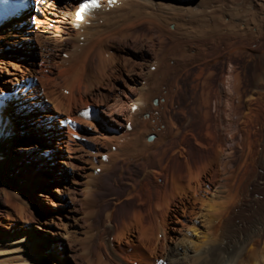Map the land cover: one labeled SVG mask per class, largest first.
Returning <instances> with one entry per match:
<instances>
[{
    "label": "bare ground",
    "instance_id": "6f19581e",
    "mask_svg": "<svg viewBox=\"0 0 264 264\" xmlns=\"http://www.w3.org/2000/svg\"><path fill=\"white\" fill-rule=\"evenodd\" d=\"M36 1L41 8L40 12L38 11L36 13L31 8L29 12L20 14L0 27V95L9 92L19 93V97H13V99L7 101V107L3 110L4 116L8 117V121L5 122L2 120L0 122V165L4 162L6 148L9 144V142H6L4 139L13 134L11 130L13 126L12 122L14 121H16L17 126L24 130L29 136H35L37 139L47 138L48 145L54 146L58 151L60 157L59 161L70 174L72 183L71 187H68L69 190L64 192L65 199L61 203H58L59 211L64 218H66L67 222L63 220H60V222L51 221L49 227L44 229L47 232L44 236L50 237L52 243L57 247L60 244L65 245V241L69 242L71 245L70 241H72L73 235H84L86 231L88 232L89 229H91L89 228L86 230V223H91L88 221V219L90 220L89 217H91V213L88 211V207H86L89 204L82 203V201L84 200L83 202H86L85 200L88 199V192L91 189V185L96 184L95 179H97L96 175L99 171L108 169V167H111V165L120 160H127L130 162L143 154L148 155L152 147H156L157 149L160 143L165 142L163 140L165 138L164 134L166 133L167 135L168 131L163 134L158 133L157 137L155 136V131H160L162 129L160 128L161 126L159 127V122H161L160 119H163L164 116L163 118L159 117V115H161L159 113L160 110L169 108L171 105L170 99L174 96H172L174 90L170 88L168 91H164L167 95L166 93H161L166 96H161V98L158 97L159 99H157V102L153 103L155 96L152 87L149 85V81L146 79L148 76L146 75L147 77H145V75L139 71H131L130 67V70L121 75V78L124 80H122L124 82V87L118 89L120 90L119 94L122 96L121 107L123 106L126 109L128 105V113H115L111 109L112 104H109L111 103L110 101H107V99H99L97 94L92 91V87H94V84H92L90 80L92 76H90L91 78L88 80L91 86L90 83L88 84L87 80V83H85L82 77L79 79L80 77L77 74H81L82 70L80 72L79 69V73L77 72V74L72 72L71 57L73 53L72 51L65 52V47L63 46L66 42L72 39H75L76 42L86 40L99 30L106 18L109 16L111 17L112 14L117 12L118 14L121 11V13H123V10L130 6H137L150 10L151 12L164 10L167 13L166 16L164 13L163 17L167 21L168 19H172V21L181 20L184 24L185 18H188L189 22L198 20V24L195 27L198 32V37H211L215 39V37L224 36L230 41L229 39L234 40L236 37L248 36L250 39L254 40L260 36H264V9L262 6L261 9L256 8L257 11L251 13V10L243 5L244 7L240 6L235 9L244 16L233 19L229 13H219V10H214V8H212L213 5L211 6V4H213L215 0H191V2H188V0H99L101 4L99 9L93 10L85 20L75 23V13L79 10V6L83 0ZM139 11L142 13L141 9ZM124 13L126 12L124 11ZM131 13L134 12L131 11ZM247 13L249 15H247ZM123 14L120 15L122 18ZM147 16H150L149 13ZM163 17L161 19H163ZM127 18L128 16L126 19ZM27 19H30L29 22L31 21V25L29 24L26 30H23L20 25L24 26L25 20ZM32 19H35L34 23ZM151 19L153 18L151 17ZM172 23H175V21ZM172 23L170 25H173ZM179 27L181 26L179 25ZM184 27H181V29ZM184 33L186 34V32ZM37 44L41 47L40 51H37L35 57H32L30 53L33 52L32 48ZM107 49L109 50V48ZM232 50L235 51V49ZM52 51H55V56H57L56 59ZM110 58H106L108 60L104 61L108 62ZM114 61H116V59H114ZM107 65L109 66V64ZM230 66L233 68L232 65ZM100 67L101 66H99V69ZM103 68L104 69L101 67L102 70H105V66ZM133 68L134 67H132V70ZM101 69L99 71L103 72L105 75L106 72ZM85 76L87 77L88 75ZM98 76H100L99 73L97 77ZM237 76V74L233 73V69H229L227 77L224 80L222 79L221 82L224 81L225 88L228 89V92L235 90L237 93L236 98L239 101L241 95L238 90L242 83L239 82L240 80H238ZM97 77L96 81L100 77L103 79L104 76L102 77L101 75ZM229 77H233V81H230ZM102 79L101 81H104ZM101 81H99V83ZM8 83L11 84L8 85ZM94 83L96 86L99 85L95 81ZM150 84H152V82ZM135 85L136 87L138 86V89L133 87ZM26 86H29L28 90ZM113 94L114 96L116 95L115 93ZM156 96H158V94ZM229 97L230 96H228V98ZM231 99L233 100V98ZM235 102L237 101L234 100V103ZM231 103L234 104L233 102L229 104ZM238 103L240 102H237V104ZM237 104L234 105L235 110L241 108L239 106L240 104ZM173 105L174 104H172V107ZM92 106L99 109L98 119L92 121L82 118L81 113ZM232 106L233 105H231V107ZM231 107L226 108L229 109ZM223 109H225V107ZM164 110V112H166V109ZM250 110L253 109L248 108L245 115L253 113H249ZM11 114H14L15 118L18 119L12 120ZM224 118L226 119V117ZM19 119L23 121L24 125L19 122ZM69 119L78 123L79 128L68 126L67 122ZM123 120H125L126 123L128 122V125L124 124L123 126ZM230 123L231 122H229V124ZM241 123L243 122L241 121ZM25 124L28 125L30 128L29 130L24 129L26 126ZM117 124L120 125V127L123 126L122 129L118 128ZM244 125L248 127L247 124ZM235 130L233 129L232 133ZM49 132H52V136H57L56 143L53 138L48 136ZM240 134L242 133L240 132ZM243 134L238 145L242 144L244 147L240 146L242 150H239L241 155L240 157L238 156L236 167L230 165L231 159H229V156H232L233 149H229L232 152L229 151L231 153L229 155L225 147L220 144L221 147H218L219 150L216 151L215 163H211L212 160H210V166L205 164L202 166L201 170H193L194 168L192 169L186 165V173L190 178L188 180L189 182L186 184L181 181V178L180 180L175 176H171L169 179L168 176L167 182L163 185L155 184L154 188L156 190L152 192L150 191V187L146 185L147 183H144L141 178V181L138 182V189L136 186H132V189H129L125 196L126 199L133 200L132 198L139 192L138 190L146 193L147 197H145H150L148 204L146 203L147 207L145 205L146 213H144L140 207H137V205H133L130 213L127 215L128 219H125L126 221L122 225L123 230L116 234V236L112 235L115 236L114 238L117 237L116 241L112 243L114 254L112 253L113 255L109 257L102 255L95 263L93 260L91 264H264V200L254 199L252 197L253 193H251L249 188L243 187L244 184L246 185L250 182L247 183V178L249 176H247V171H249L250 168L248 164L251 159L250 157L255 155V153L253 154L254 150H252V147H254L252 142L254 141L252 137H250L251 134ZM43 135L45 136L43 137ZM75 135L80 136L81 140L75 139ZM151 135L155 136L153 141L148 140V137ZM48 137H50V139H48ZM223 141H221V143H223ZM16 144V151L21 160L26 159L25 157H28L32 153L33 148L30 146L29 138L20 137L16 140ZM238 145L236 146L239 147ZM50 147L48 146V148L45 149L43 153L45 157H47L46 152ZM183 149H181V153ZM185 163L188 162L186 161ZM39 164H41V167L44 166L43 163ZM211 164H215L216 166L212 167ZM251 166H253V164ZM213 171L218 176V180L209 184L210 179L208 178V174H211ZM155 173L153 170H146L143 177L147 178L151 174L155 175ZM260 178H258V180L260 179L259 189L260 187H264V175ZM83 184L86 186L81 188L80 186H83ZM81 191L87 192L83 200L80 197ZM152 193H154L155 196H153ZM94 199L95 198L92 200ZM177 199L180 201H177ZM80 202L81 204H79ZM87 202L91 203V200ZM144 202L145 199L142 198L139 200L138 204L143 205ZM245 202L248 206L247 209L244 208V206H246ZM64 204L67 205V209H65ZM252 204L255 206L257 205V207H251ZM79 205L83 208L86 207L87 210L82 212L80 210L81 208L78 207ZM230 206L237 208L239 212H241L242 209H246V217L238 213L235 218L237 222L234 221L232 226L227 229L226 219ZM19 211L18 219L23 221L24 225L27 227L22 233L18 232L20 229H16L18 225L14 223L12 227L9 228L11 230L9 236L12 237L8 238L3 243L0 242V264H49L51 261L45 256H42L40 259L35 255L37 244L35 236L39 235L30 228V226L33 227L36 225L34 224L35 222L32 220V217L30 219L24 214L23 209H19ZM113 216V214L109 213L106 219L110 222ZM200 218H204L203 230H201L198 224ZM118 230L120 231V229ZM188 231L194 233L197 239L185 238L188 236L185 235ZM89 232L91 233L92 231L90 230ZM132 233L137 234V239L135 241H129V234ZM186 239L188 240V245L182 246L184 243L181 246L178 245L180 240L187 241ZM88 241L91 243V239ZM121 247H124V249H122V254ZM70 249L72 251L71 257L74 259V262L78 264L77 252L72 247H70ZM106 253L108 255V252ZM53 258H56V256ZM88 258L86 260H88Z\"/></svg>",
    "mask_w": 264,
    "mask_h": 264
},
{
    "label": "rangeland",
    "instance_id": "374dc122",
    "mask_svg": "<svg viewBox=\"0 0 264 264\" xmlns=\"http://www.w3.org/2000/svg\"><path fill=\"white\" fill-rule=\"evenodd\" d=\"M188 2H191V0H188ZM258 3H260L261 5ZM243 5L247 6L248 9L251 10V13H254L255 11H257L256 8L261 9V7L263 6L262 8L264 9V0H215V2L211 4L214 10H219V13L227 12L231 17H233V19L244 16L236 10L237 7ZM126 9L123 10V13L124 11L126 12L124 14L121 13V11L119 12V14L117 12L112 14L111 17L109 16L108 18H106L99 30L86 40L82 42H76L75 39H72L66 42V44L63 46L65 47V52L72 51L73 53L71 57L72 72H75L77 74V72L79 73V69L80 72L82 70L81 74L77 75L80 77L79 79H81L82 77V80L85 81V83L88 82V84L90 83V81L88 80L91 78L90 76H92V78L90 79L91 83L94 84V87H92V91L97 94V97H99V99H107V101H110L111 103L109 104H112L111 109L115 113H128V105L126 109L123 106L121 107L122 96L119 94L120 90L118 89L124 87V80L121 78V75L125 74L124 72L130 70V67L131 71H139L142 72L145 77L148 76L146 79L149 81V85L153 89L155 100L165 95L161 93H166L164 91H168L170 88H173L172 90L174 91L172 96H174L170 99V107H172V104L174 105L172 108H164L166 109V112H164V109H161L159 112L161 114L159 115L160 118H163L164 116L163 119H160L161 122H159L161 124L163 121V125L159 124V127L161 126L160 128L165 129L155 131V136L157 137L158 133L163 134L168 131L167 135L166 133L164 134L165 138L163 139L166 143H160V146H157V149L156 147H152L151 152L149 151L150 153L148 155L143 154L139 157H136L137 159H133L134 161L131 160L129 162L127 160H120L119 162L111 165V167H108V169L99 171L96 175L97 179H95L96 184L91 185V189L89 190V194L87 195L88 199L85 200L86 202H83V197L87 194V192L85 193L81 191L80 194L82 196L80 195V197L83 200L82 203L89 204L86 207H88L87 209L91 213L90 216H93L92 219L91 217H89L90 220L88 219V221L91 223H86L87 226H89H86V230L91 228L89 229V231H92L91 233L89 231H86V235H73V239L72 241H70L71 245L69 244V242L65 241V245L60 244L57 247L52 243L50 237L44 236L47 233L44 229L49 227L51 221L60 222V220H63L64 222H67L66 218H64V216L59 211L58 203H61L65 199L64 192L69 190L68 187H71V176L59 161L60 157L58 155V151L54 146L48 145V142L46 140L47 138L37 139L35 136H29L24 130L17 126L16 121H14L12 122L13 126L11 130L13 131V134L4 139L6 140V142H9V144L6 148L4 162L0 165V242L3 243L8 238L12 237L9 236L11 231L9 228L12 227L13 223L18 225V227H16V229H20L18 230V232H24V229L27 226L24 225L23 221L18 219V214L20 213L19 209H23L24 214L30 219L32 217V220L35 222L34 224H36L33 227L30 226L31 230L33 232L35 231V233L39 235L35 236L37 240L35 255L40 259L42 258V256H45L49 261H51L49 262V264H76L74 262V259L71 257L72 251L70 247H72L77 252L78 264H91L93 260V262L95 263L102 255H106V257L112 256L114 254L112 243L116 241L117 238L114 237L116 236V234L123 230L122 225L126 221L125 219H128L127 215L130 213L133 205H137V207H140L141 210L146 213V207L150 199V197L146 198V193L138 190L139 192L134 195L135 198L133 197V200L126 199L125 195L129 189H132V186L137 187L138 182L141 181L140 179L142 178V181H144V183H147L146 185H148L150 187V191L153 192L154 190H156L154 188L155 184L163 185L167 182L168 178L170 179L171 176H175L179 179L181 178L182 180H180L183 181L184 184H186L190 179L186 173V165L192 169L194 168L193 170H201L202 166L205 164L210 166V160H212L211 163H215V158L217 155L216 151L219 150L221 145L225 147L226 152L229 153V155L232 153L229 149H233V153L231 154L232 156H229V159H231L230 165H234V167H236L238 158L241 155L240 151L242 150L240 146L244 147L242 146V144L238 145L243 132L246 135L251 134L250 137H252L254 141L252 142L254 146L252 147V150H254L253 154L255 153V155H252L253 157H250L251 159L249 160L248 164L250 168L247 167L249 168V171H247V176L249 175L247 178V183L250 181L249 183L251 185L248 183L246 185L244 184L243 187L245 186V188H249L251 193H253L252 197L254 199L264 200V187H260V189L258 188L260 185V177H263L264 175V36H260L259 38L254 39L255 41L250 39L248 36H242L239 38L236 37L234 38V40L229 39L231 42L228 41V38L224 36L215 37V39H212L211 37H198V32L195 28L198 24V20H195V22L194 20L192 22H189L188 18H185V23L183 24V21L181 20H165L163 16L164 13L166 16L167 12L164 10L151 12L150 10H146L137 6H130ZM140 9L142 13H140ZM131 11L134 13H131ZM148 13L150 16H147ZM122 14L123 18L122 16H120ZM160 14L163 17L164 22L163 19H161L162 17ZM247 15L249 14L247 13ZM127 16L128 18L126 19ZM151 17L153 19H151ZM29 20L30 19L25 20L24 26L20 25L23 30H26L29 24L31 25V21L29 22ZM32 20L34 23L35 19ZM174 21L175 23H172ZM169 22L173 25H170ZM179 25L181 27H184L185 25V27L181 29ZM179 31L181 34L179 33ZM184 32H186L187 35ZM230 47L232 49H235V51H233ZM40 48L41 47L38 44L34 46L32 48L33 52L30 53V56L32 55V57H35V53L37 51H40ZM107 48H109V50ZM52 52L55 56V51ZM56 57L57 56H55L54 58L56 59ZM106 58H110L108 62L104 61L108 60ZM113 58L116 59V61H114ZM106 63L109 64V66ZM230 65H232L233 68ZM99 66H101L102 69H104L103 67L105 66V70H102L100 67L102 71L106 72L105 75L103 72L99 71ZM95 67L96 69L98 68L97 71ZM132 67H134L133 70ZM229 69H233V73L238 75L237 78L238 80H240L239 82L242 83L240 84V89L238 90L239 94L241 95H239V101L236 98L237 93L235 92V90L229 91V93L228 89L225 88L226 86L224 84V81L221 82L222 79L224 80L227 77ZM98 73L100 74V76H104L103 79L98 76L104 81H101V79L97 77ZM85 75H88L89 77H86ZM94 75L98 79H100H97L98 82L96 81V77ZM233 77H229V80L233 81ZM93 78L94 81L99 85H95ZM99 81L101 82L99 83ZM151 82L152 84H150ZM10 84L11 83H8V85ZM27 87L29 89V86H26V88ZM133 87L137 88L138 86L136 87L135 85ZM113 93H115L116 95L114 96ZM156 93L158 94V96H156ZM201 93H203L204 95ZM228 96L233 98V100L229 97L232 100L231 101ZM155 100H153V103H155ZM234 100L240 103H234ZM228 102H233L234 104H229ZM217 103L219 106L217 105ZM235 104H240L239 106L241 108L235 110ZM231 105L233 106L231 107ZM224 107L225 109H223ZM226 107L231 108L228 109ZM248 108L253 109L249 111V113H253L245 115V112ZM11 116L12 120L18 119L15 118L14 114H11ZM224 117H226V119ZM241 121L244 124H247L248 127L241 123ZM19 122L23 124V121H21L20 119ZM229 122L231 123L229 124ZM124 124L128 125V122L126 123V121L123 120V126ZM123 126L120 127V125L117 124L118 128L122 129ZM232 128L234 130H237L232 133ZM24 129L29 130L30 128L28 127V125H26ZM240 132L242 134H240ZM173 135H175L176 137ZM44 136L45 135H43V137ZM48 136L53 138L56 143V135L52 136V132H49ZM20 137L29 138L30 146H32L31 148H33V154L31 153L28 157H25L26 159L23 160L19 158V154L16 151V140ZM50 137H48V139H50ZM221 141H223L224 144L221 143ZM47 145L51 147L46 152L47 157H45L43 153L45 149L48 148ZM236 145H238L239 147H237ZM181 149H183L182 153ZM186 161L190 165L188 163H185ZM256 161L259 163H257ZM39 163H43L44 166L41 167V164ZM252 164L253 166H251ZM211 166L214 167L216 165L211 164ZM146 170H153V172L156 173L155 175L151 174L146 178L143 177V174ZM208 175V178L210 179L209 184H212L218 180V176L214 173V171ZM249 177L250 179H252L250 180ZM258 178L260 179L258 180ZM84 186L86 185L83 184V186L80 187L83 188ZM152 194L153 196H155L154 193ZM93 198L95 199L92 200ZM142 198L145 199V202L143 203V205H139L138 202ZM90 200L91 203L87 202ZM177 201L180 200L177 199ZM79 204H81V202ZM246 204L247 203L245 202V205ZM64 207L65 209H67L66 204H64ZM78 207L81 208L80 210L82 212L87 210L85 206V208L80 205ZM247 207V205L244 206V208L246 209ZM251 207L256 208L257 205L255 206L254 204H252ZM246 209H242L241 212H239L237 208L230 206L226 219V228L229 229L232 226L238 213H240L243 217H246ZM92 211L94 215L92 214ZM109 213L114 215L111 220L112 222H109L106 219V216ZM203 221L204 218H200L198 220V224L201 230L204 229ZM118 229H120V231ZM187 233H185V235L188 236L185 238H191L193 240L197 239V236H195L194 233H191V231H188ZM129 236V241H135L137 239L136 233L129 234ZM90 239L91 243L90 241H88ZM184 241L185 240H180L178 245L181 246L183 243L184 244L182 246L188 245V240L185 242ZM107 246L109 249L107 248ZM86 247L88 248V250ZM120 249L122 251L124 247H121ZM106 252H108V255ZM122 253L123 251L121 252V254ZM54 256H56V258H53ZM87 258L88 260H86ZM89 259L91 260V262Z\"/></svg>",
    "mask_w": 264,
    "mask_h": 264
}]
</instances>
